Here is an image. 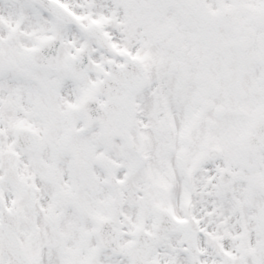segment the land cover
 Returning a JSON list of instances; mask_svg holds the SVG:
<instances>
[{
  "label": "snow or ice",
  "instance_id": "snow-or-ice-1",
  "mask_svg": "<svg viewBox=\"0 0 264 264\" xmlns=\"http://www.w3.org/2000/svg\"><path fill=\"white\" fill-rule=\"evenodd\" d=\"M0 264H264V0H0Z\"/></svg>",
  "mask_w": 264,
  "mask_h": 264
}]
</instances>
